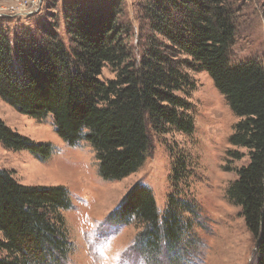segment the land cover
I'll list each match as a JSON object with an SVG mask.
<instances>
[{
  "label": "trees",
  "instance_id": "1",
  "mask_svg": "<svg viewBox=\"0 0 264 264\" xmlns=\"http://www.w3.org/2000/svg\"><path fill=\"white\" fill-rule=\"evenodd\" d=\"M144 1L148 22L139 51L128 46L123 0H63L68 44L53 24L10 38L1 22L6 16L0 17V97L39 120L52 116L68 144L88 142L100 175L114 181L144 164L155 137L194 132L189 99L196 83L189 71L207 72L237 117L231 144L247 150L248 162L227 194L253 235L255 264H264V65L232 61L236 28L228 0ZM105 66L114 78H102ZM0 142L42 159L53 153L50 143L35 142L2 119ZM230 154L244 157L236 149ZM170 177L162 210L152 189L138 182L113 211L114 224L142 227L134 246L143 256L166 251L177 260L180 250L196 253L200 244L196 206L177 187L189 181L184 159L175 160ZM71 207L64 186L24 185L0 169V264H65L73 242L63 212Z\"/></svg>",
  "mask_w": 264,
  "mask_h": 264
},
{
  "label": "rangeland",
  "instance_id": "2",
  "mask_svg": "<svg viewBox=\"0 0 264 264\" xmlns=\"http://www.w3.org/2000/svg\"><path fill=\"white\" fill-rule=\"evenodd\" d=\"M228 3L236 28L230 47L232 61L240 64L258 60L264 65V0ZM145 5L144 0H123L121 19L128 24V46L135 51L144 44L142 36L148 22ZM30 9L27 14H15ZM0 10L7 17L1 22L10 38L23 28L36 30L40 24H53L68 44L63 0H0ZM114 75L109 66L103 68V79ZM189 75L196 83L189 99L194 132L188 135L172 129L159 139L155 137L144 164L131 175L114 181L100 175L96 152L88 142L68 144L58 134L52 116L39 120L18 112L0 97V119L35 142L53 146V153L42 159L28 150L7 149L0 142V169L9 170L24 185H62L69 190L72 207L63 214L73 246L65 264L256 263L257 248L242 208L230 201L227 194L238 168L247 164L249 158L246 149L236 148L230 142L237 117L207 72L189 71ZM235 149L244 157L234 158L230 152ZM178 159H184L188 165L189 181H180L177 187L183 198L192 201L190 206H196L193 214L198 219L192 217V221L200 244L193 247L196 253L189 254L188 248L180 250L177 260L173 254L168 258L166 251L155 258L153 253L143 256L134 246L142 227L114 224L113 211L138 182L152 189L162 210L173 189L170 174ZM185 215L191 217L189 213Z\"/></svg>",
  "mask_w": 264,
  "mask_h": 264
},
{
  "label": "built area",
  "instance_id": "3",
  "mask_svg": "<svg viewBox=\"0 0 264 264\" xmlns=\"http://www.w3.org/2000/svg\"><path fill=\"white\" fill-rule=\"evenodd\" d=\"M39 6V5H38ZM32 9H30V10H24V11H17V12H15V14H20V15H23V14H27V13H29L30 11H31ZM2 16H4V12H2V10H0V17H2Z\"/></svg>",
  "mask_w": 264,
  "mask_h": 264
}]
</instances>
